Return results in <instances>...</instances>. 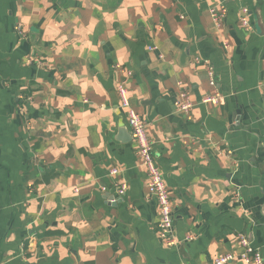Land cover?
<instances>
[{
	"label": "crops",
	"instance_id": "obj_1",
	"mask_svg": "<svg viewBox=\"0 0 264 264\" xmlns=\"http://www.w3.org/2000/svg\"><path fill=\"white\" fill-rule=\"evenodd\" d=\"M120 84L176 246L158 239ZM239 233L264 259V0H0V264H213Z\"/></svg>",
	"mask_w": 264,
	"mask_h": 264
},
{
	"label": "built area",
	"instance_id": "obj_2",
	"mask_svg": "<svg viewBox=\"0 0 264 264\" xmlns=\"http://www.w3.org/2000/svg\"><path fill=\"white\" fill-rule=\"evenodd\" d=\"M221 13L223 12V8ZM213 17H216L217 10H210ZM241 17V24L244 28L250 29V23L247 19L246 13ZM17 34L22 36L20 28H15ZM224 48L227 45L224 44ZM213 70L209 69V85L214 86L215 80L213 77ZM117 94L120 100V105L124 110L127 127L129 129L132 141L134 143L135 153L140 159L141 164L146 170L147 178V193L148 201L155 203L157 207V235L160 243L166 247H172L178 245V241L174 238L173 218H172V201L169 191L162 179L161 173L154 163L153 146L149 141L146 134V123L140 118V116L131 108L128 98V92L124 85L120 84L117 87ZM220 102V96L218 94L207 96L203 98L202 103L216 105ZM176 109L183 113L188 114L192 109L191 103L188 101L186 93L181 92L173 102ZM116 174V170L111 172ZM126 191V185L121 184L115 188L117 198L120 199ZM191 236L185 240H189ZM237 244L241 248L239 253H227L220 257H217L213 264H228L232 262H241L242 264H264V259L261 251L258 248L252 246L247 237L243 233H239L237 236Z\"/></svg>",
	"mask_w": 264,
	"mask_h": 264
}]
</instances>
